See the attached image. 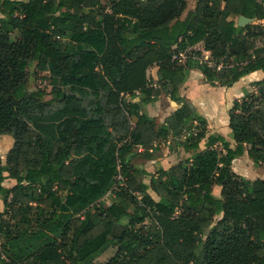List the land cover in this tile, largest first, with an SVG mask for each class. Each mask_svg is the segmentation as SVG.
Returning <instances> with one entry per match:
<instances>
[{"label":"trees","instance_id":"16d2710c","mask_svg":"<svg viewBox=\"0 0 264 264\" xmlns=\"http://www.w3.org/2000/svg\"><path fill=\"white\" fill-rule=\"evenodd\" d=\"M107 5L101 0H0V134L15 139L6 164H0L3 239L26 238L45 214L68 211L74 189L87 184L82 175L75 177V157L79 146L98 147L101 137L82 135L77 123L54 141L24 120L30 111L41 121L64 122L67 103L77 98L61 87H77L93 95L105 92V104L124 109L132 123L127 143L110 144L99 155L94 183L84 195L92 199L103 194L115 174L117 153L127 178L118 195L134 209L129 213L116 200L70 221L71 264H96L94 259L111 244L117 250L105 264H137L140 250L200 241L210 215L221 217L210 231L204 264H264V179L251 180L231 170L244 152L255 166L264 164V79L252 83L256 93L246 91L233 101L228 113L232 142L221 134L207 135L206 120L197 112L180 115L179 107L157 129L142 110L162 90L178 105L192 106L179 92L192 68L210 85L224 87L264 71V0H197L183 20L185 0H112L105 11ZM239 16L251 22L240 25ZM4 26L18 35L4 32ZM200 43L208 60L195 50ZM184 51V61L174 58ZM34 62L44 65L41 79L47 91H29L27 68ZM136 92L138 101H124V95ZM46 95L52 97L44 101ZM80 110L83 119L96 120L84 105ZM169 133L183 137L174 143L190 156L160 168L157 175L148 174L147 184L145 171L128 162L134 155L164 159L171 147L158 138ZM8 177L15 180L11 187L3 185ZM214 185L221 187V197L213 195ZM127 215L130 220L116 234L114 224ZM58 240L21 255H9L4 246L0 264H68L62 250L66 236ZM194 258V264H201Z\"/></svg>","mask_w":264,"mask_h":264},{"label":"rangeland","instance_id":"374dc122","mask_svg":"<svg viewBox=\"0 0 264 264\" xmlns=\"http://www.w3.org/2000/svg\"><path fill=\"white\" fill-rule=\"evenodd\" d=\"M101 1L102 3H108L105 11L108 10V6L112 0ZM2 30L6 33H10L12 36L18 35V33L14 31L13 28L8 26L2 27ZM62 39H65V37H63ZM43 66V64H37L34 62L27 68V82L30 86L29 91H34L36 88H40L43 90L47 89V82L41 79ZM153 70L154 68L150 69L149 72L151 77L154 76ZM61 89L77 98V100L67 103L65 111L66 120L64 122H56L55 119L41 121L38 120L34 115H32L30 111L24 116V120L28 122L30 126H33L36 129L37 134H39L43 138H50L54 141L57 140L62 134L67 133L70 130L71 126L77 123L81 126L82 135L94 134L101 137V141L98 147L87 148L84 146H79L78 155L77 157H75L77 159L74 171L75 177L82 175L87 181V184L80 183L79 186L74 189L72 206L68 208V211H58L55 217H52L49 214H45L44 220L39 222L37 229L33 230L32 233L29 234L26 238L3 239L2 235L0 234V250L3 251V247L5 246V248H7V251L9 252V255H21V253L28 252L32 249L37 248L38 246H42L43 244L53 239H57V242H59L60 240L58 239H60L61 234H64V236H66V244L64 243V249L62 247V250L65 258L67 259V263L71 264V260L68 258L70 253L69 239L71 238L72 229V226H70V221L72 222L74 218H83V216L88 213H94L95 209L105 208L116 200H119L121 203L128 206L130 213L134 209L131 203L123 200L117 194L118 190H116L115 188L114 176L111 178L100 197L91 199L86 198L84 195V191L87 189V187L94 183V177L98 169L97 159L99 155L104 150H106V148L110 144L120 146L124 143H127L132 123L130 122L128 114L124 109L112 108L105 104V92L103 91L99 92L96 95H93L88 90L80 89L77 87H61ZM193 91L195 90L193 89ZM256 92L257 88L254 87V90L251 93ZM137 96L138 94L135 93L134 95H126L123 97V99L127 103L137 98ZM51 97L52 95H46L44 101H48ZM55 102H57V100ZM82 105H84L92 113V115L97 116L96 120L92 118V120H85L81 117L80 107ZM179 107H181L180 115H192L193 113L197 112L196 108L193 105L190 106L188 103L179 105ZM228 113L223 109H216V111H213L210 117L213 118L214 124H222V120L226 116L225 114ZM51 115H56V112H53ZM151 119L153 120L155 127L157 129H160L161 126H159L155 119ZM195 123L197 124V119H195ZM210 129L215 130L214 128ZM229 132L227 133V135H225V137L232 142ZM165 138L166 140H169V134L160 136L158 138V141H163V139ZM179 139L176 138L174 141H179ZM14 142L15 139L12 134H0L1 165L6 164V156L8 154V151L13 147ZM172 147H175L174 143H172ZM83 155L84 158H81ZM244 161L246 160L240 159L234 162L233 169L234 171H236L234 173L237 176L251 179V177H254L255 175H251V173H249V168L247 164L244 163ZM128 164L135 165L140 170L145 171L146 174H144L143 176V181L147 184H149L150 179L148 174L157 175V171L160 169V167H162L159 166V164L154 163L146 165L145 159L140 157L139 155H134L128 162ZM5 175H7V173H5ZM260 175L263 177L262 174ZM14 184L15 180L10 177H8L3 182V185L5 187H11ZM114 192H116V197L113 196ZM148 193H150L155 200H158V196L150 189L148 190ZM212 193L216 197H221V187L214 185L212 187ZM62 195H66V192H63ZM136 196L138 199H140L141 197L140 194H136ZM1 209L3 210V206ZM220 217L221 215L209 216L211 220L210 226L203 231L200 236V241L192 243L190 245H175L172 246V248H168L165 245L160 244L150 248L149 250H147V252L140 250V252L143 253V256L137 264H194L195 256L199 258L201 264H204V257L207 256L210 251V231L215 226ZM94 219L97 220V217H95ZM124 221H127V219H122L121 223H124ZM146 223H149L148 219L146 220ZM116 250V245H108L106 250L103 251L96 259H94V262L96 264L107 263V261L116 253ZM6 257L7 255L4 254V258Z\"/></svg>","mask_w":264,"mask_h":264},{"label":"crops","instance_id":"0c3cea01","mask_svg":"<svg viewBox=\"0 0 264 264\" xmlns=\"http://www.w3.org/2000/svg\"><path fill=\"white\" fill-rule=\"evenodd\" d=\"M197 0H185V8L183 9L180 19H184L189 11H193L195 9ZM195 50L201 51L202 55H209V52H205L202 46V43L198 44L195 47ZM154 76H153V83L156 84L158 80L157 77V70L154 68ZM264 79V71L256 70L249 74L242 76L239 80H237L232 86L224 87V86H212L208 82L205 81L203 75L197 68H192L189 70L188 77L184 83H182L179 87V92L182 96L187 98V100L196 108V111L200 116H202L206 122V134H221L225 137L229 132L230 128L228 126V114H225V118L222 120V124H214L213 118L210 117L215 112L216 109H223L225 112H229L230 108L232 107V103L235 99H239L244 96V92H252L254 87L252 85L253 82ZM193 89L195 91H193ZM126 96V95H124ZM209 97V98H208ZM139 97L133 99V101H138ZM204 102V104L202 103ZM204 105V106H203ZM179 108V105L172 101L169 98V95L165 91H161L154 101H151L147 104H142V110L145 112L150 118H154L155 121L162 126L165 119L170 115L174 114L175 111ZM208 112V113H206ZM211 126V127H210ZM210 128H214L215 130H211ZM225 133V134H224ZM230 134V132H229ZM226 138V137H225ZM176 137L169 133V140L163 139V142H166L169 147H171V152L168 156H166L162 160H147L145 159L146 165L149 164H159L162 166L160 168L169 169L172 164L179 162L181 159L185 157H189L190 154L186 153L184 149L180 146L172 147V143ZM183 137L179 139L181 142ZM175 144V143H174ZM204 149V142L200 144V150ZM246 160L244 163L247 164L249 168V173L251 175H255L251 177V180L256 178L264 179V164H260L255 166L253 162L247 158L246 152L242 156L235 158L231 165V170L234 171V162L238 160ZM254 166V169H253ZM138 168V167H137ZM252 168V169H250ZM139 169V168H138ZM262 171V172H261ZM261 172V173H260ZM238 174V173H237ZM262 174L263 177L260 175ZM150 178V176H149ZM6 180V179H5ZM3 204L0 199V211L2 210ZM127 211H129V207L126 206ZM132 212V211H131ZM127 219L124 223H121L122 219ZM131 216H123L121 217L116 223L114 224L113 228L117 229L116 234H119L123 227L128 223ZM117 226V227H116Z\"/></svg>","mask_w":264,"mask_h":264},{"label":"built area","instance_id":"2783aa9c","mask_svg":"<svg viewBox=\"0 0 264 264\" xmlns=\"http://www.w3.org/2000/svg\"><path fill=\"white\" fill-rule=\"evenodd\" d=\"M264 22V20H263ZM207 52V51H205ZM187 57V52H179L177 55H174V58H177L179 61H184L185 58ZM203 59L204 60H208L209 59V55H203ZM136 94H138L136 92ZM137 150L140 151L141 147H137ZM115 166H116V171L114 174V179H115V188L116 190L120 191V190H125L126 188V176L123 174V166H122V162L121 159L117 156L116 153V161H115ZM118 194V193H117ZM116 195V192L113 193V196Z\"/></svg>","mask_w":264,"mask_h":264},{"label":"water","instance_id":"95a60500","mask_svg":"<svg viewBox=\"0 0 264 264\" xmlns=\"http://www.w3.org/2000/svg\"><path fill=\"white\" fill-rule=\"evenodd\" d=\"M237 22H238L240 25H245V24H247V23H250L251 20H250L249 18L244 17V16H239Z\"/></svg>","mask_w":264,"mask_h":264},{"label":"bare ground","instance_id":"6f19581e","mask_svg":"<svg viewBox=\"0 0 264 264\" xmlns=\"http://www.w3.org/2000/svg\"><path fill=\"white\" fill-rule=\"evenodd\" d=\"M209 98V97H208ZM203 104H204V102H202ZM204 106V105H203ZM206 113H208V112H206Z\"/></svg>","mask_w":264,"mask_h":264}]
</instances>
